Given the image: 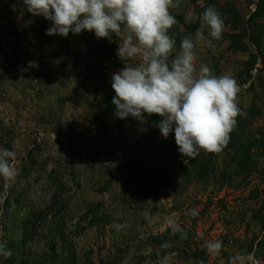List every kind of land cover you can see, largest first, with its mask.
Segmentation results:
<instances>
[{
	"label": "rangeland",
	"instance_id": "1",
	"mask_svg": "<svg viewBox=\"0 0 264 264\" xmlns=\"http://www.w3.org/2000/svg\"><path fill=\"white\" fill-rule=\"evenodd\" d=\"M177 3V49L206 7L220 12L222 37L198 47L197 66L233 76L245 113L221 152L186 163L159 116L115 115L118 37L49 36L51 22L23 0H0V147L19 170L11 187L0 179V240L11 250L0 264H264V0ZM205 239L223 242L219 255Z\"/></svg>",
	"mask_w": 264,
	"mask_h": 264
},
{
	"label": "clouds",
	"instance_id": "2",
	"mask_svg": "<svg viewBox=\"0 0 264 264\" xmlns=\"http://www.w3.org/2000/svg\"><path fill=\"white\" fill-rule=\"evenodd\" d=\"M33 16L51 22L46 35L67 37L71 32H94L97 39L119 38L117 56L125 61L123 69L111 77L115 93L112 104L120 119L144 121L157 115V127L163 138L174 132L175 144L182 157L195 159L201 151L219 153L229 143L237 117L245 115L237 103L240 86L229 74L216 75L207 64H199L198 47L219 40L224 21L214 5L200 14L199 26L180 39L179 48L170 29L179 23L170 11L177 0H23ZM191 19V14L185 20ZM16 153L0 147V179L11 187L19 175ZM5 197L0 196V205ZM196 216L195 210H190ZM173 234L181 232L176 221L165 218ZM117 231L126 227L114 222ZM171 247L170 242L160 245ZM201 247L207 254L219 255L223 242L205 239ZM11 250L0 240V257ZM243 262L245 257H233ZM161 264H168L167 256ZM254 264L260 262L254 261Z\"/></svg>",
	"mask_w": 264,
	"mask_h": 264
},
{
	"label": "trees",
	"instance_id": "3",
	"mask_svg": "<svg viewBox=\"0 0 264 264\" xmlns=\"http://www.w3.org/2000/svg\"><path fill=\"white\" fill-rule=\"evenodd\" d=\"M262 59V58H261ZM262 63H264V60L262 61Z\"/></svg>",
	"mask_w": 264,
	"mask_h": 264
}]
</instances>
